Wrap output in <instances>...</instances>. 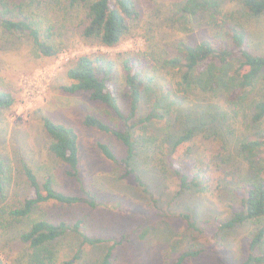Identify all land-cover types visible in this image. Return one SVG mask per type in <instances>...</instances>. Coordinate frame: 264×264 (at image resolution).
Listing matches in <instances>:
<instances>
[{
    "label": "trees",
    "instance_id": "1",
    "mask_svg": "<svg viewBox=\"0 0 264 264\" xmlns=\"http://www.w3.org/2000/svg\"><path fill=\"white\" fill-rule=\"evenodd\" d=\"M182 1L181 18L205 26L209 36L195 45L179 42L177 55L173 56L161 57L155 49L142 55L119 54L117 60L102 52L95 56H77L68 62L63 78L69 82H63L60 89L68 94L88 93L91 101L109 107L123 124L124 130H121L92 114L84 118L86 127L112 135L126 147V157L118 159L108 144H98L104 156L121 167L122 178L134 175L136 182L148 191L149 185L141 170L147 166V170L164 175L165 179L173 175L180 184V195L186 198L192 193L206 195L213 187L227 190L237 205L231 207L229 220L216 217L215 221L221 230L251 225L248 258L242 264H264V166L256 170L249 158L252 153L264 150V130L254 140H237L233 148L231 142L240 117L256 125L264 122V54L253 49L250 31L230 13L243 10L246 15L262 16L264 0H240V5L233 4L234 9L228 8L225 14L220 9L221 0ZM48 8L65 16L80 14L81 36L105 48L117 47L130 32L131 23L140 19L134 0H0V35L27 38L36 53L46 58L57 57L64 50L62 43L54 41L57 27L48 25L37 14ZM67 23L66 20L64 26L72 25ZM119 66L123 68L127 87L123 94L115 78ZM14 103L13 94L0 86V111L11 108ZM162 121L168 126L160 135V130L156 133L157 139L161 136L172 146L167 150V162L154 165L158 148L154 136L147 134L146 125ZM42 122L50 137L48 152L66 164L68 178L81 182L78 134L48 117ZM200 133H204L202 139L215 147L209 150L220 165L214 169L203 161L200 168L196 166L188 172L181 160L191 156L198 162L199 149L187 148L182 157L179 148ZM240 158L249 163V170L238 166ZM137 160L142 163L137 165ZM227 163L235 168L227 170ZM260 163L264 165V155ZM19 173L24 177L23 185L30 189L23 198L14 183L16 171L7 160L0 159V237L16 240L21 245L16 258H12L13 264H83V248L97 247L104 239L85 234L83 220L71 224L55 215L52 216L56 220L47 216L32 217L44 205L73 206L85 202L96 208L101 203L90 194L85 198L65 194L52 176L39 178L36 166L24 160ZM231 179L237 180L228 184ZM182 208L189 211L190 207ZM180 217L189 226L196 227L197 220L191 221L190 215ZM71 233L80 236V244L76 245L77 251L72 257L61 260L62 243ZM113 252L114 246H110L93 264H113ZM201 253L202 250L183 252L173 264H185ZM0 264L6 263L0 258Z\"/></svg>",
    "mask_w": 264,
    "mask_h": 264
},
{
    "label": "rangeland",
    "instance_id": "2",
    "mask_svg": "<svg viewBox=\"0 0 264 264\" xmlns=\"http://www.w3.org/2000/svg\"><path fill=\"white\" fill-rule=\"evenodd\" d=\"M134 1L140 19L131 23L130 32L115 48H105L97 42L85 40L78 29L80 14L65 16L49 8L37 14L48 25L57 27L54 29V41L56 44L62 43L64 49L57 57L46 58L36 53L27 38L12 34H5L4 37L0 35V86L15 98L11 108L0 111V159L7 160L13 171H16L14 183L21 198L30 192L28 186L23 185L24 177L19 173L21 160H24L36 166L39 178L52 176L58 189L65 194L82 198L90 194L101 203L96 208L85 202L73 206L44 205L32 217L54 218L52 215H55L60 221L71 224L83 220L85 234L104 239L105 242L97 247L86 245L83 248V264H93L105 255L110 246H114L113 264H173L183 252L189 250H202V253L185 264H242L248 258L252 226L241 224L233 229L221 230L215 221L216 217L223 221L229 220L231 207L237 205V200L227 190L213 187L206 195L192 193L189 194L190 198H186L180 195V184L173 175L165 179L164 175L147 170V166H142L141 170L149 185L148 191L136 182L134 175L122 178L121 167L107 159L98 144H108L118 159L126 157V147L114 136L86 127L84 118L92 114L121 130H124L123 124L109 107L91 101L88 93L68 94L60 89L63 82H69L63 78L68 62L77 56H95L102 52L117 60L119 54H149L153 49L161 57L166 54L173 56L177 55L179 42L195 45L209 36L205 26L181 18L179 9L182 0ZM221 1L223 14L228 12V8L234 9L233 4H241L240 0ZM244 12L233 10L230 13L250 31L253 49L264 54V15L253 17ZM66 20L67 24H72L70 27L64 26ZM115 78L121 94L126 93L121 66ZM191 98L197 101L193 96ZM226 110L231 113L230 109ZM44 117L72 128L78 134L81 182L68 178L65 173L66 164L48 152L50 137L44 129ZM165 123L162 121L146 125L147 134L154 136L158 148L154 165L167 162V150L172 146L164 142L161 136L160 139L156 136L159 130L160 135L161 130L168 126ZM237 125L236 133L231 138L232 148L237 140H254L264 130V122L256 125L245 117H240ZM201 137L204 138V133L198 137L196 135L191 142L179 148L182 157L187 148L190 150L194 146L199 149L198 162L191 156L181 160L188 172H192L196 166L200 168L203 161L214 169L220 165V161L213 158V151L209 150L215 147ZM252 154L249 157L250 164L259 171L260 166H264L260 163L264 150ZM240 160L238 166L249 170V163ZM135 162L137 165L142 163L139 160ZM225 167L227 170L235 168L230 163ZM236 180H228V184ZM182 206L190 207L189 211H185ZM181 214L190 215L191 221L196 219V227L189 226L180 217ZM80 241L77 234L67 235L59 254L61 260L72 257ZM20 250L18 241H6L0 237V258L4 263L13 264L12 258H16Z\"/></svg>",
    "mask_w": 264,
    "mask_h": 264
}]
</instances>
